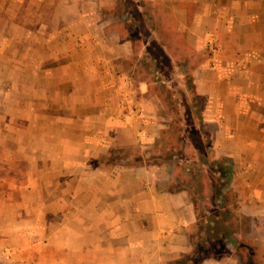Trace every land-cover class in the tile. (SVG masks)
Instances as JSON below:
<instances>
[{
	"label": "rangeland",
	"instance_id": "rangeland-1",
	"mask_svg": "<svg viewBox=\"0 0 264 264\" xmlns=\"http://www.w3.org/2000/svg\"><path fill=\"white\" fill-rule=\"evenodd\" d=\"M240 2L238 19L221 31L204 25L201 39L191 31L202 24L173 23L146 0H0V191L31 175L26 160L40 150L28 148L51 146L61 136L43 129L66 117L79 124L80 144L108 147L94 166L126 167L144 157L163 188L197 205L193 238L220 214L235 227L229 253L242 264H264V199L251 200L239 179L253 160V138L239 136L246 146L239 159L220 155L218 146H231L234 136L215 133L212 123L215 98L239 107L236 98L252 100L264 89V0ZM223 160L234 172L221 181L237 194L233 204L213 197L219 174L209 166ZM249 207L256 218L242 213Z\"/></svg>",
	"mask_w": 264,
	"mask_h": 264
},
{
	"label": "crops",
	"instance_id": "crops-1",
	"mask_svg": "<svg viewBox=\"0 0 264 264\" xmlns=\"http://www.w3.org/2000/svg\"><path fill=\"white\" fill-rule=\"evenodd\" d=\"M146 1L151 8H162L173 23L202 24L191 31L201 39L209 30L204 25L218 24L221 31L238 19L234 16L241 7L240 0ZM230 7H236L231 17ZM256 83L259 81L254 83L257 90ZM260 90L263 93L252 100L245 95L243 101L236 98L239 107L235 100L215 98L212 115L215 133L234 136L231 146H218L220 155L239 159L246 147L239 146L244 143L239 136L253 138L248 149L254 151L253 160H248L249 168L240 171L239 179L242 186L247 184L248 196L254 201L264 199V89ZM222 120L227 123L220 124ZM78 125L62 117L53 127H45L44 132L57 130L61 137L50 140L51 146H27L30 152L40 150L39 157L26 160L31 175L19 187L13 179L2 187L0 264H174L190 256L197 210L187 194L163 188L165 182L145 166H94V159L102 151L106 154L108 147L80 144ZM156 137L149 135L148 141ZM62 139L68 144L60 146ZM242 213L257 216L251 207ZM256 226L252 225V231ZM202 264L242 263L228 252Z\"/></svg>",
	"mask_w": 264,
	"mask_h": 264
},
{
	"label": "trees",
	"instance_id": "trees-1",
	"mask_svg": "<svg viewBox=\"0 0 264 264\" xmlns=\"http://www.w3.org/2000/svg\"><path fill=\"white\" fill-rule=\"evenodd\" d=\"M129 2V0H128ZM151 162L147 163L146 159L144 157H139V162L134 164L135 166H151ZM214 167L209 166L213 171H215V168H218L217 171H215L217 174H219V178L216 181V185L214 188V199L216 203H224L227 204L229 201H235L237 198V194H235L234 190L229 188V186H226V184H222V179L228 180V182H231V179L234 176L233 168L230 165V162L228 160H223L221 162H215L213 164ZM225 180V181H226ZM226 202V203H225ZM230 206V205H229ZM197 208V205H196ZM222 209H224L225 216H230L232 213L230 210L225 206ZM214 219H211L209 222L210 228L208 226H205L200 223L202 226V229L199 232V236L202 237L201 239L194 238V251L190 256H183V259H188L184 264H202L205 260L210 258H216L220 259L224 257L229 252V246L230 242H232L233 234L235 232V227L232 224L231 220L225 221V223H221L220 214L214 215ZM199 224V225H200ZM206 232H209L212 234L211 240L216 241V250L217 252H220L218 255L214 253H210V247L211 245L208 244L207 237L205 234ZM204 235V236H203ZM232 245L235 247V243ZM216 252V253H217ZM177 264V263H174Z\"/></svg>",
	"mask_w": 264,
	"mask_h": 264
},
{
	"label": "built area",
	"instance_id": "built-area-1",
	"mask_svg": "<svg viewBox=\"0 0 264 264\" xmlns=\"http://www.w3.org/2000/svg\"><path fill=\"white\" fill-rule=\"evenodd\" d=\"M7 259H9V258H7Z\"/></svg>",
	"mask_w": 264,
	"mask_h": 264
}]
</instances>
